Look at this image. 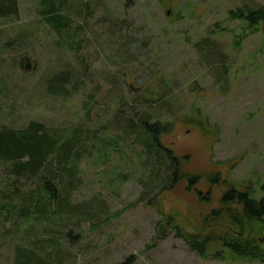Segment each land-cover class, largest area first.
I'll list each match as a JSON object with an SVG mask.
<instances>
[{
    "label": "rangeland",
    "instance_id": "374dc122",
    "mask_svg": "<svg viewBox=\"0 0 264 264\" xmlns=\"http://www.w3.org/2000/svg\"><path fill=\"white\" fill-rule=\"evenodd\" d=\"M18 1V17H0V130L37 120L77 132L73 202L89 213L53 219V231L0 227V264L20 244L55 253L56 238L61 264H264L216 257L221 241L205 257L178 235L214 233L228 187L264 197V33L231 15L264 0H58L72 21L63 33L41 13L49 4ZM134 113L172 124L161 142L186 159L183 176L219 172L221 183L163 190L126 129Z\"/></svg>",
    "mask_w": 264,
    "mask_h": 264
},
{
    "label": "trees",
    "instance_id": "16d2710c",
    "mask_svg": "<svg viewBox=\"0 0 264 264\" xmlns=\"http://www.w3.org/2000/svg\"><path fill=\"white\" fill-rule=\"evenodd\" d=\"M50 8L41 11L48 23L59 33H63L72 21L67 18L59 6L58 0H43ZM18 0H0V17H18ZM234 18L247 23L251 32L264 33V5L243 3L231 13ZM80 28V27H79ZM225 66V64H224ZM69 74L61 77L58 94L69 93L66 85L70 82ZM148 101H152L150 98ZM125 124L126 129L137 133L135 144H141L142 153L149 161L154 159L152 176L159 180L163 190L179 186L181 180H189V186L198 183V177L208 185H218L222 176L219 172L198 174L197 178L182 175L184 161L178 158L172 149L163 146L161 139L171 133L170 122L151 123L149 114L134 113ZM160 120V119H159ZM174 129V128H173ZM174 131V130H173ZM77 132L52 130L45 123L33 120L23 129L4 127L0 130V164L5 172L0 177V224L5 233H18L27 223V233H34L38 225L53 231V219H63L75 214L80 217L88 214V204L73 202L76 189L74 178L81 160V146L84 145ZM145 162V163H146ZM148 164V163H147ZM1 174V173H0ZM186 174H189L186 173ZM189 177V178H188ZM21 182L27 183V186ZM31 184V185H30ZM220 207L212 211L213 223L219 224L214 233L185 234L180 228L178 235L183 237L192 250L207 257L217 241L222 249L215 250L216 257L225 258L228 252L232 258H246L264 262V197H255L250 190L228 187L220 199ZM152 204V201H151ZM80 211V212H79ZM10 225L9 227H7ZM218 235H215V233ZM68 241L77 240L80 235L71 231L63 232ZM55 242V253L43 254L32 247L17 246L14 264H61V246Z\"/></svg>",
    "mask_w": 264,
    "mask_h": 264
},
{
    "label": "water",
    "instance_id": "95a60500",
    "mask_svg": "<svg viewBox=\"0 0 264 264\" xmlns=\"http://www.w3.org/2000/svg\"><path fill=\"white\" fill-rule=\"evenodd\" d=\"M24 63H23V61H22V65H23Z\"/></svg>",
    "mask_w": 264,
    "mask_h": 264
}]
</instances>
